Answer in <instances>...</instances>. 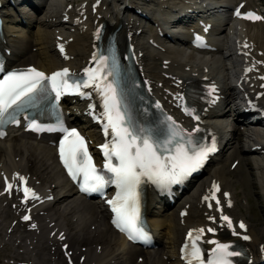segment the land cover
<instances>
[{
    "label": "snow or ice",
    "instance_id": "6c2138e0",
    "mask_svg": "<svg viewBox=\"0 0 264 264\" xmlns=\"http://www.w3.org/2000/svg\"><path fill=\"white\" fill-rule=\"evenodd\" d=\"M237 15L241 13L237 11ZM243 15L249 19L259 18L253 12ZM93 60L96 61V67L85 68V77L74 81L68 68L49 75L33 66L5 72L3 65H0V73H4L0 78V137L5 135L2 126L7 123L19 124L17 117L27 108L59 101L67 92H78L87 97L91 92L84 89H94L100 96L103 107V111L96 114L95 118L104 122L105 135L111 136L110 141L99 146L104 152L103 169H106V172L97 169L84 136L76 128L65 127L62 121H58L57 127L53 128L40 125L35 119L31 120L28 127L62 132L59 144L60 158L71 178L78 181L85 192L103 194L107 185L114 184L117 189L115 196L107 201L115 214L112 223L126 232L130 240L147 241L149 233L145 230L141 217V185L148 181L164 189L181 182L202 166L208 154L215 150V145L201 143L169 116H165L157 125L142 123L130 103L129 90L120 86V64L115 51L109 50L107 55L94 53ZM94 107L89 105L90 109ZM184 110L189 114L192 112L187 107ZM144 112L146 114L147 109H144ZM196 131L198 129H193V132ZM16 175L19 176L18 173ZM19 179L23 183L26 178L19 176ZM5 182V191H10L13 185L8 182L7 177ZM216 187L214 184L213 188ZM23 193L24 200H27L29 195L32 198L37 197L27 186L23 187ZM224 195L227 196L228 193ZM213 199H216L219 206L220 200L215 197V193ZM211 206L209 204V207ZM22 219L27 221L30 217L24 215ZM209 219L213 220L215 217L209 216ZM220 219L227 222L233 235H239L233 228L230 217L221 212ZM239 226L245 228L243 222ZM203 231L201 228L188 233L190 244L186 242L181 249L187 264H236L234 258L242 255V252L234 249L233 242L215 239L208 241L215 246L207 250L208 255L205 257V250L198 243ZM207 231L215 232L216 229L210 227ZM243 239L249 240L250 237L245 235ZM261 250L264 251V246Z\"/></svg>",
    "mask_w": 264,
    "mask_h": 264
},
{
    "label": "bare ground",
    "instance_id": "6f19581e",
    "mask_svg": "<svg viewBox=\"0 0 264 264\" xmlns=\"http://www.w3.org/2000/svg\"><path fill=\"white\" fill-rule=\"evenodd\" d=\"M232 1L233 0H219L218 2H223L228 5ZM61 2L62 0H60L58 3H53L52 14L50 15V17H53V19L57 23V20H59L60 18L58 16V10L61 7ZM129 2L136 5L137 3L141 4V2L137 0H129ZM247 2H249V0H247ZM156 5L157 4L154 2L151 8L156 15L153 17L165 20L167 16L163 11L164 4H161V6ZM102 6L103 4L101 5V8ZM107 13L113 16L111 18L120 17V12L117 8L110 9ZM122 17L124 18V20H126V27L136 24L135 20H132L130 17L126 15ZM222 21L223 14L215 20V23L220 24ZM141 27L143 26L137 25L135 27V30ZM242 27L243 28L236 30L235 25H232L230 27V34L234 35L237 32H247L249 33V36L257 40V38H255V33L258 32L259 36H261L262 34L260 29L264 28V24H242ZM244 27H246L247 29H244ZM254 29H257V31L254 32ZM31 32L32 34L29 38L28 36L24 37L26 41L23 39L19 41V53L25 52L23 56L19 58V61L21 63L31 62L37 64L43 68L48 69L49 71L56 68L58 64H56V58L54 56L55 51L53 50L51 45V38L48 29L39 26L37 27V29L35 27ZM25 34L27 33L24 30L20 33V35ZM32 37L33 42L31 41ZM88 37V30L79 32V36L70 46L73 52L77 55L78 65H80L82 59L85 58V54L89 50L90 42H88ZM144 37H146L145 30L137 36V39L140 47L146 51L143 58L146 63L147 69H150L152 65H159L160 67V65H162L163 59H171L170 68H172L174 71L179 70V66H182L184 73L187 75L204 71V75H212L223 84L225 93L227 94V101L230 105H234V101L232 99L234 92L231 91L228 81L229 68L228 62H226L230 56L228 46L229 43L227 42L228 40L223 39V41H219L218 38V42L220 45L219 50L215 52V55L213 57L207 58L206 56H204V58L202 59L189 56L188 53L185 52V50L181 47H174L172 49H168L166 52L154 50L152 48H149L148 46L149 37L146 38V41H144ZM256 43H258V40ZM34 46L38 48L37 52L34 51ZM261 47V49L264 50V42ZM189 66L192 67L191 71H188ZM205 68L209 69L206 71ZM168 72H170V69L168 70ZM213 113H215V111ZM214 120L216 121L217 128L221 131L223 140L228 142V146L233 142L230 140L233 139L236 132H231L229 136H227L229 129L228 124L226 123L227 120L223 115L219 117L216 116V119ZM231 149H234V144ZM237 152V149L227 151V160L225 159V156H222L220 159V164H227V161L231 157L237 158ZM55 156L56 155L54 148L48 145H44L43 141H40L37 144L32 143V145L29 144L28 140L20 137H12L10 139L0 141V171L13 170L15 168L27 170L28 172L32 170L35 174H37L44 180H51L54 177H59L60 175V171L55 164ZM17 157H19L18 160L16 159ZM256 165L257 167H262L264 166V161L262 159H258L256 160ZM216 166L217 163H215L214 166L208 170V179H211L212 177H219L220 175L228 173V171H226L225 169H221V171H219ZM261 169L262 168H260V170ZM261 172L264 177V170ZM51 182L53 183L54 181ZM61 182L62 180L57 182L56 186H60ZM261 185L264 189V182H262ZM64 189L65 190L62 192L64 195L61 197V199L56 204L49 207L50 214H52L53 218L56 219L57 222H60L61 224H63V226L65 225L71 229V234L69 235L68 239L75 249L79 248L77 246V243L80 240H82L84 243H79L78 245L90 247L87 254H90L92 258H96V264H134L137 263V259L139 256L144 257V261L140 262V264H178L174 247L176 242H179L180 240V235L178 234V232L180 231V224L178 222L177 214H175L173 211L169 212L165 216L161 214V210L154 208V206H151V210L153 212L152 218L156 228L158 229V240L160 241L162 236L163 240L159 248L144 252L139 250L135 246L127 245L125 240L113 230H107L108 228L105 230H101V225H105V222L107 221L104 212L98 206H96L94 202H89L84 200L83 198L76 197L72 188H68L67 186H65ZM201 190L202 186L198 182V184L196 183L190 189L188 194L183 198V204L188 203L191 205L190 211L192 212V214L200 212V210L198 209L199 199L197 195L199 192H201ZM67 201L69 202L65 205L61 214H59L57 212L58 208H56L55 206L58 207V205H61L60 208H62V206ZM71 213V217H78L77 222L73 223L71 221L72 219L71 217H69ZM240 216H242V214ZM199 218L200 216H198V219ZM190 222L188 221V224L192 225ZM92 225H96L94 230L90 229ZM2 226L3 223L0 222V228ZM54 227L55 225L51 228V230H53ZM254 240L257 242L260 240V238L258 236H255ZM95 242L97 243V245L102 244V247H104L100 254L95 253V247L91 248L92 244ZM40 243L41 245H45L47 243V240L40 239ZM168 245H170L171 247ZM39 263L50 264L51 258L49 256H41V258H39L38 260V264ZM56 264H63L60 258L56 261Z\"/></svg>",
    "mask_w": 264,
    "mask_h": 264
},
{
    "label": "rangeland",
    "instance_id": "374dc122",
    "mask_svg": "<svg viewBox=\"0 0 264 264\" xmlns=\"http://www.w3.org/2000/svg\"><path fill=\"white\" fill-rule=\"evenodd\" d=\"M261 36L259 37L260 42L264 40V30H262L261 32ZM240 153V152H238ZM246 157V155H242L240 156V159L242 160L243 157ZM227 155H225V159L227 160ZM232 159H234V157H231L227 162H229V164H224L221 163L219 165V168L221 169V167H224V169L226 171H228V174L226 175L227 181L234 186L233 183H237L240 187H244L245 188V192L248 195L249 200L252 199V201L250 200L251 205L256 203V199H255V191L256 189L253 188L252 183L253 181L256 182V179L254 180L253 176L250 174V170L246 165V161L242 160L240 162V164L238 165V167L231 173L229 172L230 169V162L232 161ZM236 173V176H234V174ZM262 205H264L263 202H261ZM248 216L249 218L252 220L254 225H259L263 230H264V222L262 221V216L259 215V213L257 212H248Z\"/></svg>",
    "mask_w": 264,
    "mask_h": 264
}]
</instances>
